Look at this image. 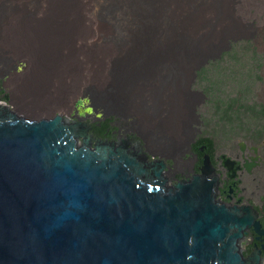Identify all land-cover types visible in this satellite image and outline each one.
I'll return each instance as SVG.
<instances>
[{
  "label": "bare ground",
  "instance_id": "6f19581e",
  "mask_svg": "<svg viewBox=\"0 0 264 264\" xmlns=\"http://www.w3.org/2000/svg\"><path fill=\"white\" fill-rule=\"evenodd\" d=\"M43 1L35 0L38 5ZM46 2L47 9L44 10L43 18L51 22L63 20L69 15L76 18L78 3L93 14L103 7V0H45L44 3ZM165 3L168 6L165 7V15L173 25L170 35L145 40V49H135L130 57L124 58L125 75L122 83L113 81L111 75L115 61L121 56L116 53L109 55L106 64H103L85 54L82 65H86V69H81L76 67L71 55L61 58L57 53L59 45L73 31L74 25L50 24L43 26L44 29L37 26L34 30L37 47L29 48L33 52L28 56L34 72L33 84L27 89L21 87L18 94L13 96L17 109L40 112L39 107L44 103L48 90L52 99L57 100L66 99L79 90H86L90 97L76 103L75 110L70 114L74 122L62 115L31 121L19 117L11 110L6 103L10 100L4 89V82L0 80V115L32 131L62 126L68 131L84 132L85 142L75 144L78 155L86 154L87 148L92 147L90 158L102 151H123L130 147L132 154L141 153L142 161L149 171L163 170L162 184L167 198L179 191L205 184L207 170H210L217 187L218 199V203H212L213 207L226 214L247 217L254 224L252 230H258V235H263L262 240L256 237V231L251 232L243 237L241 246H235L242 264H264V169L261 148L240 147V152L235 156L217 157L214 152L208 153L198 146L201 139L197 136L198 129L191 127L192 124H199L196 121L197 115L194 114L198 103H191L188 98L200 97L203 102L202 93L191 91L197 74L220 60L239 41L251 37V42L264 46V29L258 24H245L235 18L231 14V7L224 0L196 1L202 11L215 14V22L206 30H202L200 23L196 21L202 16L199 12L178 16V5L181 6L179 0H167ZM16 13L22 15L24 11L13 7L0 9V37L10 36L12 32L6 29L7 21ZM168 43L172 44L170 50L159 53L160 47ZM3 53L0 47V58L4 57ZM262 56L264 58V52ZM60 65L65 67L64 74H59ZM100 72L103 80L90 86L88 82L92 76ZM181 78L184 79L182 86L179 84ZM81 79L85 84L76 85ZM50 83L54 85L50 87ZM62 83L66 87L63 88ZM67 83L71 85L68 86ZM249 101L257 104L258 111L264 117V64L262 78L254 89V97ZM9 104L12 105L11 102ZM118 109L124 116L132 119V128L142 133L138 135L140 140L127 134L126 127L116 118L109 120L110 127L107 128L104 125L107 119L93 117L95 114L102 117ZM185 123L187 126L184 129ZM181 143L184 145L179 148ZM244 176L253 183L250 196L256 197L258 203L248 197L246 188L243 187Z\"/></svg>",
  "mask_w": 264,
  "mask_h": 264
},
{
  "label": "water",
  "instance_id": "95a60500",
  "mask_svg": "<svg viewBox=\"0 0 264 264\" xmlns=\"http://www.w3.org/2000/svg\"><path fill=\"white\" fill-rule=\"evenodd\" d=\"M85 134L0 115V264H242L235 246L255 231L263 240L213 207L210 170L167 198L163 170L130 147L78 155Z\"/></svg>",
  "mask_w": 264,
  "mask_h": 264
},
{
  "label": "rangeland",
  "instance_id": "374dc122",
  "mask_svg": "<svg viewBox=\"0 0 264 264\" xmlns=\"http://www.w3.org/2000/svg\"><path fill=\"white\" fill-rule=\"evenodd\" d=\"M165 1L167 0H103V7L97 12L98 14L89 12L84 9L86 8L84 5L78 3L79 12L76 18L69 15L63 20L51 22L43 18L47 9L45 0L39 5L35 0H0V9L13 7L24 11L23 16L16 13L9 17L6 29L12 33L8 37L4 35L0 37V47L4 52V57L0 58V80L4 82V89L12 105L8 101L6 103L19 117L31 121L47 120L62 115L74 122L70 114L75 110L79 100L90 97L86 90H79L68 98L59 100L52 99L48 90L44 103L39 107L40 112H25L17 109L14 104L13 96L18 94L20 88L25 89L33 84L34 72L30 67L28 56L33 52L29 48L37 47L35 28L40 26L44 29L43 26L50 24L74 25L73 31L59 45L57 52L59 56L65 58L71 55L75 59L76 67L85 70L86 65H82L85 54L94 57V61L106 64V58L116 53L121 58L115 61L111 75L113 81L122 83L125 75L123 59L130 57L135 49H145V40L170 35L173 25L165 15L167 6ZM196 1L179 0L181 6L178 5V16L188 12L200 13L202 16L196 21L200 23L202 30H206L215 22V14L202 11ZM224 2L231 7V14L235 18L245 24L252 23L253 26L258 24L264 29V0H224ZM250 38L239 41L220 60L211 63L199 75L197 74L191 91L202 93L204 99L201 102L200 97H188L191 103H198L194 114L197 115L196 121L199 124H192L191 127L198 129L199 138H208L213 142L214 154L217 157L235 156L240 152V147H260L264 169V117L258 111L257 104H251L249 101L254 97V89L258 87V82L262 78L264 46L251 42ZM19 40L21 45L24 44V48L19 45ZM171 46L172 44L168 43L160 47L159 53H166ZM58 71L59 74H64V65H60ZM83 76L85 77L86 74ZM102 80L103 74L100 72L93 75L88 83L92 86ZM183 82L184 79L181 78L179 84L182 86ZM84 84V80L81 79L76 85ZM53 85L54 83H50V87ZM67 85L70 86L71 83ZM62 87L66 86L63 84ZM96 109L103 112L99 108ZM96 116H99V120L116 118L126 127L127 134H132L137 139H139L138 135L142 134L132 128V119L124 116L119 109L102 117L100 114H95L93 117ZM186 126L185 123L184 129ZM183 145L184 143H181L178 147L181 148ZM243 187L246 188L248 197L258 203L256 197L250 196L254 186L246 176Z\"/></svg>",
  "mask_w": 264,
  "mask_h": 264
},
{
  "label": "trees",
  "instance_id": "16d2710c",
  "mask_svg": "<svg viewBox=\"0 0 264 264\" xmlns=\"http://www.w3.org/2000/svg\"><path fill=\"white\" fill-rule=\"evenodd\" d=\"M200 72L198 73V75L200 74ZM104 125H106L107 128L110 127V121L109 120L106 121V123H104ZM198 146L203 147L210 154H213V152H214L213 142L208 138H201L198 141Z\"/></svg>",
  "mask_w": 264,
  "mask_h": 264
}]
</instances>
